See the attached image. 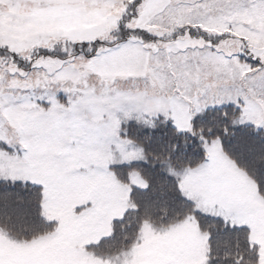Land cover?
Here are the masks:
<instances>
[{"label": "snow or ice", "instance_id": "1", "mask_svg": "<svg viewBox=\"0 0 264 264\" xmlns=\"http://www.w3.org/2000/svg\"><path fill=\"white\" fill-rule=\"evenodd\" d=\"M0 264H264V0H0Z\"/></svg>", "mask_w": 264, "mask_h": 264}]
</instances>
